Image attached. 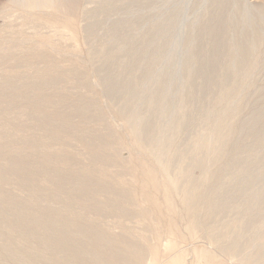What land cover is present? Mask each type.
<instances>
[{"label":"rangeland","instance_id":"obj_1","mask_svg":"<svg viewBox=\"0 0 264 264\" xmlns=\"http://www.w3.org/2000/svg\"><path fill=\"white\" fill-rule=\"evenodd\" d=\"M40 1L0 0V264H264V0L198 50L200 0Z\"/></svg>","mask_w":264,"mask_h":264},{"label":"bare ground","instance_id":"obj_2","mask_svg":"<svg viewBox=\"0 0 264 264\" xmlns=\"http://www.w3.org/2000/svg\"><path fill=\"white\" fill-rule=\"evenodd\" d=\"M44 2L42 3V1H40L42 4V6H47V5H50V3L53 1V0H43ZM192 1H194V0H185V9L186 8H189V5L192 3ZM199 1V0H198ZM197 1V2H198ZM54 2V1H53ZM199 2H201L200 3V5H201V9H203V7H204V9L203 10H205V16H206V18H207V20H206V22H204L205 24H206V26L205 27H208V31L206 30V28H205V30L203 29L202 31H200V32H202L201 33V36H200V40L198 39V38H196V37H198L197 36V34H195V32H192V33H194L193 35H192V39H188L189 40V42H188V44H186V45H189V43H190V48L191 47H199V48H202V47H207L206 46V43L203 41L205 38H207L206 37V34H209V35H212L213 36V34H215V35H219V33H220V31H223V30H220V28L221 27H224V29H225V24H224V22L225 21H227V19H226V16L228 17V15H226V14H229V15H231L230 13L233 11V10H235L236 11V9L237 8H242V5H243V10L245 11H247V9L248 8H250V6H249V4H248V1L247 0H200ZM194 3H196V0L194 1ZM210 4L211 6H213L211 9H205L207 6L206 5H208V4ZM243 3V4H242ZM171 4V3H170ZM195 5V4H194ZM197 5H199V4H197ZM254 5H256V4H254ZM176 5H174V7H175ZM206 6V7H205ZM178 7V6H177ZM182 8V7H181ZM196 8V7H195ZM60 9V8H59ZM187 10V9H186ZM200 12V11H199ZM235 13V12H234ZM184 15V14H183ZM228 18H231L230 16L228 17ZM232 19V18H231ZM180 20H182V19H180ZM228 20H230V19H228ZM215 21H216V23H215ZM231 22V21H230ZM228 23H229V21H228ZM203 24V23H202ZM181 25V24H180ZM199 25V24H198ZM181 27V26H180ZM179 27V28H180ZM202 28H203V26H201ZM227 28V27H226ZM201 29V28H200ZM180 30V29H179ZM191 30V29H190ZM217 30V32H215ZM213 31V32H212ZM181 32V31H180ZM190 32V31H189ZM199 32V33H200ZM190 35H191V33H190ZM221 36V35H220ZM189 37V36H188ZM194 37V38H193ZM216 37V36H215ZM212 38V37H211ZM214 38V37H213ZM223 38H224V36H223ZM195 39V40H194ZM208 39V38H207ZM188 40H186V41H188ZM216 41H217V37H216ZM211 42V41H210ZM213 42V41H212ZM212 42H211V44H212ZM208 43V42H207ZM197 44V45H196ZM209 44V43H208ZM214 44V43H213ZM215 44H217V43H215ZM196 45V46H195ZM188 46V47H189ZM209 46V45H208ZM215 46V45H214ZM220 46V42H218V44H217V46H215L214 48H217V47H219ZM197 47H196V49H197ZM203 48V49H204ZM213 48V49H214ZM206 49H208V48H206ZM194 50H195V48H194ZM198 50V49H197ZM209 50L210 51H212V49H210L209 48ZM191 51V50H190ZM201 51V50H200ZM214 51H216V49L214 50ZM193 52V51H192ZM203 52V51H202ZM213 52V51H212ZM157 53V52H156ZM209 53V52H208ZM196 54V53H195ZM205 54H206V52H205ZM207 55V54H206ZM212 56V55H211ZM163 57V56H162ZM213 57V56H212ZM215 57V56H214ZM214 57H213V60L215 61V59H214ZM209 59V58H208ZM208 59H206V60H208ZM210 60V59H209ZM213 61V62H214ZM203 62H204V60H203ZM209 63H210V61H209ZM203 65V64H202ZM208 65V64H207ZM215 65L213 64V67H214ZM204 67V66H203ZM211 67V65H209V68ZM205 68H207V66L205 67ZM212 69V68H211ZM210 69V70H211ZM204 70V69H203ZM208 70V69H207ZM214 70V69H213ZM212 72V71H211ZM208 73H209V71H208ZM210 74V73H209ZM42 84V83H41ZM264 113V112H263ZM261 115V114H260ZM259 115V116H260ZM263 115V114H262ZM258 116V117H259ZM259 118H261V117H259ZM50 121V120H49ZM246 126V125H245ZM251 128H252V126H251ZM31 169V168H30ZM62 180V179H61ZM63 181V180H62ZM64 183V182H63ZM82 184V183H81ZM80 184V185H81ZM60 185H62V183L60 184ZM77 185H79V184H77ZM84 187V186H83ZM62 189H63V187H62ZM87 189V188H86ZM83 191V190H82ZM18 211V210H17ZM12 212V211H11ZM18 212H20V211H18ZM17 212V213H18ZM15 213V212H14ZM16 214V213H15ZM19 215H20V213H18ZM24 216V215H23ZM26 216V215H25ZM29 216H31V215H29ZM34 216V215H33ZM41 216V215H40ZM44 216V215H43ZM46 216V215H45ZM27 217V216H26ZM25 217V218H26ZM48 217V216H47ZM19 218H21V217H19ZM24 218V219H25ZM28 218V217H27ZM37 218H38V215H37ZM36 218V219H37ZM49 218V217H48ZM22 219H23V217H22ZM31 219V218H30ZM40 219V218H39ZM42 220V219H41ZM40 220V221H41ZM45 220V219H44ZM52 220H55V219H51V221ZM21 221H23V220H21ZM24 221H26V219L24 220ZM32 221V219L30 220V222ZM33 222H36L35 221V219H34V221ZM44 222H46V221H44ZM54 222V221H53ZM52 222V223H53ZM27 223H29V222H27ZM41 223V222H40ZM48 223V222H47ZM46 223V224H47ZM56 223V222H55ZM31 224H32V222H31ZM50 224V223H49ZM30 225V224H29ZM38 225L40 226V224L38 223ZM42 225V224H41ZM53 225V224H52ZM51 224H50V226H52ZM27 226V225H26ZM33 226H35V227H37L36 225H33ZM32 226V227H33ZM38 226V227H39ZM46 226V225H45ZM48 226V225H47ZM58 226V225H57ZM31 227V226H30ZM29 226H28V228H30ZM42 227H44V226H42ZM55 227V226H54ZM70 227V226H69ZM41 227H39V229H40ZM49 228H52V227H49ZM32 229V228H31ZM34 229V228H33ZM32 229V230H33ZM64 229H66V228H64ZM37 230V229H36ZM48 229H46L45 230V232L47 231ZM63 230V229H62ZM70 232V231H69ZM65 233H67L66 232V230H65ZM65 233H63L64 235H66ZM75 234V233H74ZM62 235V234H61ZM68 235V234H67ZM66 235V236H67ZM76 235V234H75ZM62 239V238H61ZM67 239V238H66ZM101 239V238H100ZM68 240H70L69 238H68ZM104 240V239H103ZM47 243H49V242H47ZM82 245V244H81ZM74 250H76V249H74ZM77 250H78V252H83V253H85L84 252V249L81 247V246H78L77 247ZM9 254V253H8ZM14 254V253H13ZM20 254V253H19ZM15 255V254H14ZM87 255V254H86ZM17 256H18V254H17ZM22 256H24V255H22ZM98 257V256H97ZM17 258V257H16ZM20 257H18V259H19ZM21 259H23V258H21ZM27 258H25V260H26ZM30 260V259H29ZM48 260V259H47ZM51 260V259H50ZM54 260V259H53ZM52 260V261H53ZM93 260V259H92ZM22 261V260H21ZM23 261H24V259H23ZM27 261H28V259H27ZM46 261V260H45ZM49 261V260H48ZM96 261V260H95ZM128 261V260H127ZM131 261V260H130ZM129 261V262H130ZM94 262V261H93ZM17 263H18V261H17ZM27 263V262H26ZM25 263V264H26ZM32 262H31V260H30V264H31ZM22 264H23V262H22ZM29 264V263H28ZM51 264V263H50ZM134 264V263H133Z\"/></svg>","mask_w":264,"mask_h":264}]
</instances>
